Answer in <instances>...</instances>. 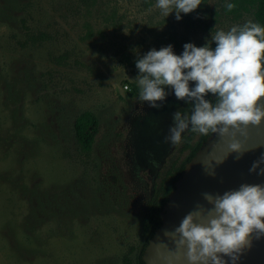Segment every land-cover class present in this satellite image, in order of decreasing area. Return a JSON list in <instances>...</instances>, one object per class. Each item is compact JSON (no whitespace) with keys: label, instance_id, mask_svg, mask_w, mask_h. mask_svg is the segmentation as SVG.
Instances as JSON below:
<instances>
[{"label":"rangeland","instance_id":"1","mask_svg":"<svg viewBox=\"0 0 264 264\" xmlns=\"http://www.w3.org/2000/svg\"><path fill=\"white\" fill-rule=\"evenodd\" d=\"M224 1L177 21L156 0H0V264H137L144 211L178 156L165 137L191 104L170 89L158 107L133 98L135 61L250 20L224 17ZM84 112L100 122L89 154Z\"/></svg>","mask_w":264,"mask_h":264},{"label":"clouds","instance_id":"2","mask_svg":"<svg viewBox=\"0 0 264 264\" xmlns=\"http://www.w3.org/2000/svg\"><path fill=\"white\" fill-rule=\"evenodd\" d=\"M201 0H156L161 14H174L177 21L200 7ZM231 10L233 4L226 3ZM209 46L186 42L180 54L173 45L152 48L135 61L134 80L140 89L138 100L158 107L168 90L191 104V112L173 114L165 141L176 144L191 126L206 133L264 123V27L249 21L243 26L210 33ZM194 82V83H192ZM214 94L215 102L206 99ZM233 151L242 153L233 143ZM264 157L250 171L264 175ZM207 212H189L175 228L180 244L187 247V264H236L250 246L251 236H264V184L243 183L222 194L204 193Z\"/></svg>","mask_w":264,"mask_h":264},{"label":"water","instance_id":"3","mask_svg":"<svg viewBox=\"0 0 264 264\" xmlns=\"http://www.w3.org/2000/svg\"><path fill=\"white\" fill-rule=\"evenodd\" d=\"M264 103V97L261 98ZM239 145L238 153L230 147ZM264 157V123L213 131L194 158L186 164L181 178L161 213L162 224L150 239L143 255L145 264H187V247L180 244L175 228L189 212L206 213L210 205L204 193L222 194L241 184H264V175L250 171ZM260 167L264 168V163ZM232 264L229 257H225ZM236 264H264V236H251V244Z\"/></svg>","mask_w":264,"mask_h":264},{"label":"trees","instance_id":"4","mask_svg":"<svg viewBox=\"0 0 264 264\" xmlns=\"http://www.w3.org/2000/svg\"><path fill=\"white\" fill-rule=\"evenodd\" d=\"M154 1L155 0H145V2L150 5L154 3ZM202 1L203 3L205 2V0ZM227 2H231L234 5L231 10L226 8L225 5ZM221 10L224 17L233 21H240L243 17H250L249 21L258 23L264 27V0H226L222 4ZM249 21H243V23H239L237 27L243 26ZM211 46L215 47V44L213 43ZM132 86L133 92L131 96L133 98H138L140 94L139 86L136 83L132 84ZM215 99L216 97L212 102H215ZM74 131L81 152L84 154L91 153L100 132V122L98 118L91 112L82 113L75 121ZM212 132L213 131L210 129L206 133H200L198 131H193L190 126L181 138L177 158L171 163L161 177L144 211L142 217L143 244L139 250L134 247L130 249V253H134L138 250L136 256L137 264H145L143 261L145 249L156 230H158L162 224L161 213L171 193L175 189L176 182L181 178L186 164L194 158Z\"/></svg>","mask_w":264,"mask_h":264}]
</instances>
